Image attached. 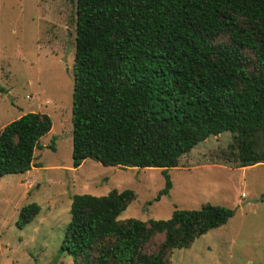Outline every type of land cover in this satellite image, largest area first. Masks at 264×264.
Listing matches in <instances>:
<instances>
[{
  "label": "trees",
  "instance_id": "trees-1",
  "mask_svg": "<svg viewBox=\"0 0 264 264\" xmlns=\"http://www.w3.org/2000/svg\"><path fill=\"white\" fill-rule=\"evenodd\" d=\"M73 168L169 170L210 136L231 132L238 168L264 164V0H77ZM53 128L29 112L0 131V178L28 173ZM55 150V146H51ZM132 190L75 195L61 253L74 264H171L226 225L233 209L205 204L168 220H119ZM41 212L26 205L18 227ZM163 236L155 251L148 245Z\"/></svg>",
  "mask_w": 264,
  "mask_h": 264
},
{
  "label": "rangeland",
  "instance_id": "rangeland-1",
  "mask_svg": "<svg viewBox=\"0 0 264 264\" xmlns=\"http://www.w3.org/2000/svg\"><path fill=\"white\" fill-rule=\"evenodd\" d=\"M77 0H0V131L29 112L48 114L31 171L0 178V264H74L61 253L75 195L132 190L136 199L119 220H168L175 210L205 204L235 211L224 226L171 253V264H264V164L242 170L229 155L231 132L210 136L169 170L106 167L94 159L73 168V93ZM55 146V150L51 149ZM40 214L25 228L23 207ZM149 245L155 251L163 241Z\"/></svg>",
  "mask_w": 264,
  "mask_h": 264
},
{
  "label": "crops",
  "instance_id": "crops-1",
  "mask_svg": "<svg viewBox=\"0 0 264 264\" xmlns=\"http://www.w3.org/2000/svg\"><path fill=\"white\" fill-rule=\"evenodd\" d=\"M20 118V117H19ZM253 167V166H252ZM249 167H247V168H241L242 170H245V169H248Z\"/></svg>",
  "mask_w": 264,
  "mask_h": 264
}]
</instances>
